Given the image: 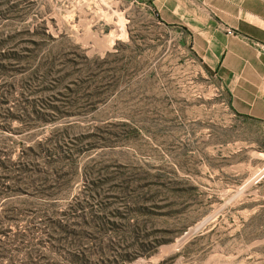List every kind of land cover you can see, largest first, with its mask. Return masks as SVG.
<instances>
[{"label": "rangeland", "instance_id": "1", "mask_svg": "<svg viewBox=\"0 0 264 264\" xmlns=\"http://www.w3.org/2000/svg\"><path fill=\"white\" fill-rule=\"evenodd\" d=\"M28 23L43 24L71 46L66 82L77 83L67 88L110 90L93 111L32 131L16 130L17 121L6 129V109L21 103L22 88L41 87L39 75L2 71L0 134L15 146L13 158L30 133L40 139L68 119L76 125L70 138L94 134L80 145V167L110 163L147 174L171 203L182 231L130 264L174 255L172 264H264V179L251 182L264 166V123L233 114L227 91L186 32L159 24L147 0H2V41L7 30ZM15 41L2 45V64L13 59L6 49ZM85 182L80 177L75 185Z\"/></svg>", "mask_w": 264, "mask_h": 264}, {"label": "trees", "instance_id": "2", "mask_svg": "<svg viewBox=\"0 0 264 264\" xmlns=\"http://www.w3.org/2000/svg\"><path fill=\"white\" fill-rule=\"evenodd\" d=\"M13 40L6 49L13 59L2 64V45ZM71 51L43 24H21L3 41L0 28V80L2 71L39 75L41 87L22 88L21 103L6 109L4 128L17 121L16 130L32 131L93 111L105 99L110 88H67L77 83L66 82ZM63 123L40 139L30 133L18 142L15 158V146L0 134V264H130L172 242L182 230L163 185L122 165L80 167V145L94 134L70 138L76 125ZM80 177L86 182L76 186ZM176 257L156 264H172Z\"/></svg>", "mask_w": 264, "mask_h": 264}, {"label": "crops", "instance_id": "3", "mask_svg": "<svg viewBox=\"0 0 264 264\" xmlns=\"http://www.w3.org/2000/svg\"><path fill=\"white\" fill-rule=\"evenodd\" d=\"M147 1L159 24L186 32L194 54L227 91L233 114L264 123V52L255 44H264V0Z\"/></svg>", "mask_w": 264, "mask_h": 264}, {"label": "built area", "instance_id": "4", "mask_svg": "<svg viewBox=\"0 0 264 264\" xmlns=\"http://www.w3.org/2000/svg\"><path fill=\"white\" fill-rule=\"evenodd\" d=\"M158 17V16H156ZM226 33L230 36H240L238 32L233 29H227ZM261 52H264V44L255 43ZM264 178V166L252 177L251 182L259 183Z\"/></svg>", "mask_w": 264, "mask_h": 264}]
</instances>
